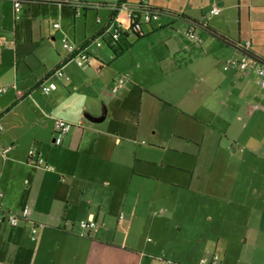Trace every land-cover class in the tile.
<instances>
[{
  "label": "crops",
  "instance_id": "1",
  "mask_svg": "<svg viewBox=\"0 0 264 264\" xmlns=\"http://www.w3.org/2000/svg\"><path fill=\"white\" fill-rule=\"evenodd\" d=\"M140 1L116 0L121 6ZM191 1V6H183L182 0H149L153 8L169 10H162L160 18L144 26L145 35L151 33L153 43L163 47L155 48L158 58L153 62H166V69L158 68L153 81L136 73L137 58L126 45L131 33L122 37L127 48L118 56L105 43L92 42L88 50L95 59L90 65L67 60L63 45L66 53H59L55 64L45 65L41 73L29 64L11 68L0 60V204L5 212L29 210L27 219L16 225L0 221V264H200L201 260L211 264L214 255L219 264H264V191L254 186L258 169L264 170V145L240 152L241 143L219 125L233 95L256 98L255 81L264 90L256 68H225L229 60L243 57L236 44H246L264 61V34L254 18V10L263 9L264 0H215L226 9L237 7L234 35L226 17H220L222 7L209 5L210 0ZM213 6L220 9L219 14L209 15ZM62 8L72 9L76 29L81 14L76 15L72 7ZM177 12L184 19L179 25L209 26L210 30L202 27V41L195 33V38L190 36V28L186 35L195 43L188 40L186 49L177 47V32L171 26ZM126 13L116 12L124 30L129 28ZM110 14L108 10L105 24ZM98 23L95 34L105 25L100 18ZM55 24L59 23L54 28H61ZM86 36L64 35L61 41L67 37L77 46L90 38ZM112 45L118 49L116 43ZM56 68L63 71L62 76L55 73ZM122 72L125 83L114 91ZM9 74V81L1 80ZM52 82L56 89L44 94L41 85ZM215 90L220 95L211 97ZM20 94L25 96L16 101ZM256 117L252 110L243 130L248 136L264 138V127H258ZM59 119L72 127L61 144H55ZM223 142L240 165L219 155L225 151ZM6 146L12 148L4 156ZM30 150L35 157L29 156ZM159 183L169 185L168 190L160 191ZM145 186L154 190L145 193ZM249 192L262 193V202L248 201ZM176 196L186 199L187 206H179ZM161 200L173 212L166 220L164 216L156 220L154 244L142 242V237L130 238L127 228L139 215V207H148L152 201L161 204ZM194 210L202 215H191ZM175 211L194 219L177 226ZM90 218L97 221V228L79 226ZM182 229L195 241L184 240L178 233ZM208 254L212 255L200 258Z\"/></svg>",
  "mask_w": 264,
  "mask_h": 264
},
{
  "label": "rangeland",
  "instance_id": "2",
  "mask_svg": "<svg viewBox=\"0 0 264 264\" xmlns=\"http://www.w3.org/2000/svg\"><path fill=\"white\" fill-rule=\"evenodd\" d=\"M194 1L197 2L202 0H194ZM90 2L95 4H92L91 6L92 8L86 10V12L82 11L81 15L77 17L76 29H75L72 18V9L62 8L61 6L54 3L42 2V3H33L30 5H24L22 7L21 12L15 13L12 1L0 0V60L4 62H8L11 68H13V65L16 66V64H18L19 68L21 69V68H25V65L29 64L32 66L35 72L38 73H41L44 70L45 65H51V64L54 65L56 56L59 53L61 54L66 53V50L62 47V41H61V38L64 35H68L71 37L76 35L77 39H81L85 35H87L86 37H91L92 35H95V32L99 28L98 19L100 18L102 20V24H101L102 26L107 21L106 19L108 16V10H110L111 8L108 6V4L114 7V5L121 3V1L117 3L116 0H90ZM193 3H194L193 1L189 2V0H182L183 6H191ZM213 3H215L219 8L221 7L223 8L222 9L223 12L220 17L224 15L228 20V25L232 31V34L234 35L235 33H237L238 32L237 7L226 9L225 7L217 4L218 2H216L215 0H210L209 5ZM162 10L163 12L169 11L168 9L165 8H163ZM162 10L160 16L163 15ZM181 12H183V10ZM123 13L125 14V10L121 11V14ZM165 14L167 13H164V15ZM180 14L181 13L178 12L174 13L173 16L175 17V21L171 23V26L174 28L173 31L177 32V38H176L177 47L186 49L190 45L189 44L190 42L195 43L192 39L187 37L186 35L187 30L192 28L194 33L197 36H199L202 41L203 28L200 26H193V25L188 27V25L185 23H181L179 25V23L182 20H184L182 19L183 16H181ZM243 14L245 17L247 16V9L243 10ZM254 18L257 20L256 27L258 28V31L264 34V8L263 9L256 8L254 10ZM55 22L59 23L61 25V28H54L53 24ZM168 30L171 29L168 28ZM131 36L133 37H130L129 40H126V45L130 46L129 50L130 51L132 50V54L135 55L137 58V63L135 64L136 73L139 74L141 78H144L145 80L148 81H153L157 79L156 75L158 68L166 69L165 68L166 62L162 61V62H157L156 64L153 62L154 58H158V54L155 48L156 47L163 48V47L158 45L157 43L155 44L153 43V40L155 39H152V37H150L151 33L146 34L141 38H137L135 35H131ZM166 43H168L167 39H166ZM163 44H165V40H163ZM222 44L224 47L231 48V46H228L227 44L224 43ZM184 54H186V52H183L182 55ZM220 56H222V54ZM227 57L226 59H228ZM198 58L201 59L202 54H199ZM177 60L180 62L179 57H177ZM121 61L125 64V59H122ZM213 62L216 63V60ZM211 64H212V60L210 62V68L212 69ZM222 68H223V62H222ZM105 70H109V69H105ZM122 73L124 74L121 75H126L125 72ZM11 76L12 74H9L7 77L2 78L1 80L9 81L11 79ZM64 77L67 78V76ZM55 80L58 82L61 81V78L55 77ZM158 84L159 83L156 82L155 86H157ZM255 84L256 86L254 88V92L257 95L256 98H254V96H248V98L245 100V97L242 94L239 95L237 93L233 95L231 100L227 103L226 109L222 110L221 112L222 114L221 118L223 117L225 120H221L219 122V125L222 126L223 128L228 129L229 138L234 139L235 141H237L238 144L241 143L240 152H244L247 149L254 150L264 145L263 137H261L260 135L248 136L247 135L248 131L243 130L244 123L250 122V112L252 110H255V114L257 115L255 119V123L258 125V127L260 126L264 127V90L260 88V86L256 83V81ZM210 95H212L211 97H218L220 94H218V92H216L215 90ZM253 126L254 125H252V127ZM236 127H239L241 130L237 131ZM260 129L261 128L256 130V132H258ZM248 137L252 138L251 142ZM223 146L225 148V151L220 150L219 155L223 157L224 160L228 161L229 159L232 158L231 153L228 155V152H232V151L226 150L227 148L226 142H223ZM232 154H234V158L232 159H236L235 152ZM236 161L238 162V165L241 164V162L238 159H236ZM245 170L246 167L244 166L243 174L246 175ZM181 174L187 176L185 173H181ZM256 178L258 179L254 182V186H258L261 192H263L264 191L263 169L261 168L258 169ZM224 183L225 181L223 182V184ZM146 184L152 185L154 184V181H147ZM159 185H160V191L164 189L168 190L169 188V185H165L163 183L162 184L159 183ZM176 188L171 187V189L176 192L177 190H180L179 188L177 189ZM152 190H154L153 187L149 189L147 186H145L144 192L150 193L152 192ZM250 194L251 192H249L246 195L248 201L252 200L251 202L253 204H257L259 202L256 201V199H258L260 202H262L263 200L262 193H260L258 196H253ZM176 197L177 199L175 201L178 202L179 206H183V207L187 206L188 202L186 199H183L181 196H176ZM166 205H165V200H161V204L154 203L152 201L151 205L148 207L145 206V204H142L139 207V215H137L134 218L130 227L127 228L128 231L130 228V238H134V236L136 238L142 237L143 239H140L142 240V242L144 241L147 244H154V239H153L154 235L152 234V232L153 229L155 228L154 224L156 220L160 216H164L165 217L164 220H166L167 217H170L171 212H173L172 208L170 209L168 207V203ZM148 208H152L153 212L147 211L146 209ZM167 208H169L170 210H168ZM180 211H175L176 212L175 217H178V219L175 221V224L177 226H186L194 218H186V216L183 215L182 212ZM190 214L194 216L196 215V218L202 215V214L198 215L197 210H194ZM231 218L232 217H230V219ZM157 222H159V219L157 220ZM125 232H127L126 228L124 230V233ZM178 233L182 235L183 239L186 241H192V242L195 241L193 238H191L190 232H187L184 229H182ZM212 254L201 256L200 258L210 257Z\"/></svg>",
  "mask_w": 264,
  "mask_h": 264
},
{
  "label": "built area",
  "instance_id": "3",
  "mask_svg": "<svg viewBox=\"0 0 264 264\" xmlns=\"http://www.w3.org/2000/svg\"><path fill=\"white\" fill-rule=\"evenodd\" d=\"M16 12H19L21 7L25 4H33V3H42V2H49V3H54L59 6H68L74 8L75 12L77 15L80 13V9L84 7L91 6L88 2V0H11ZM115 12L123 11L125 10L127 12L128 18H133L137 20V28H141V23H151L153 21H156L161 14V10L157 8H153L149 4V0H141L138 4L129 6V5H122L118 4L115 7L111 8ZM209 15H217L220 12V9L216 6H213L210 11ZM118 27H122V24L118 23L116 21L115 23ZM55 27H59V24H55ZM192 32V33H191ZM189 32L190 36L195 38L194 32L191 31ZM117 37L118 35H115ZM63 47L67 50L69 54L74 53L77 51L78 47L70 42L67 38H63ZM101 42H98V45H100ZM239 48L242 50L249 49V46L246 44H238ZM244 52V53H243ZM243 57L239 60L237 59H231L227 62L225 68L226 69H240L242 71H247L250 70L251 68H256V72L259 75V84L261 87L264 88V61H259L258 59L254 58L253 56H249L246 54L245 51H243ZM76 61L79 66H85L89 65L92 63L93 59L85 52L82 50H79L77 52ZM57 75L62 76L63 71L61 69H57L55 72ZM125 83V77H120L115 85L113 86V90L117 91L121 87H123ZM56 84L55 83H49V84H42L41 89L44 94H49L53 90L56 89ZM72 124L68 121L59 119L56 121L55 125V139L54 142L55 144H61L62 142V137L71 129ZM12 146H6L2 150V154L6 156L9 151L11 150ZM29 156L30 157H35V152L34 150L29 151ZM37 162H41L40 159H36ZM47 169H51L50 166H45ZM29 215V210L24 209L21 214H15L12 212H5V210L2 208L0 204V221L7 219L12 225H16L20 219H27ZM79 226L85 230H91L97 228V221L93 218H90L88 220L81 221L79 223ZM33 232H36V228H34ZM206 260H201L200 264H205ZM211 264H219V257L217 255H214L210 261ZM166 264H172L170 262H167Z\"/></svg>",
  "mask_w": 264,
  "mask_h": 264
},
{
  "label": "trees",
  "instance_id": "4",
  "mask_svg": "<svg viewBox=\"0 0 264 264\" xmlns=\"http://www.w3.org/2000/svg\"><path fill=\"white\" fill-rule=\"evenodd\" d=\"M120 1H122V0H120ZM89 8H92V7L90 6V7L81 8L79 14H81L82 11H84L85 9H89ZM110 11H111V14H110V18H109L108 22L97 32V34L91 36L82 45H77L78 49H77L76 52L71 53V54L68 53L69 55L67 56V60H70V59L72 60L73 58H75V60H76V57L75 56L77 55V52L79 50L85 51L94 60L95 57H93V55L88 50V47L90 46V44L92 42H96V43L101 42L100 45H102V43H105L107 45V47L113 49L114 56H118L120 50L121 51H124L127 48V47L124 46V44L122 42V37H124L126 34L129 35V33H131L132 35H135L137 38H141V37L145 36L144 26L145 25H150L151 23H141V28L139 29L136 26L137 20H135L133 18H130V20H129V28L126 29V30H124L123 27H118L115 24L116 23V12L114 10H112L111 8H110ZM74 12H75V10H74ZM75 14H76V12H75ZM201 27H203L204 29L210 30L209 29V26H207V25H201ZM114 34L115 35H118V36L115 37ZM64 38H67V37H64ZM67 39L69 40V38H67ZM70 42H72V41H70ZM72 43H74V42H72ZM113 43H116L118 45V49H114V47L112 45ZM62 45H63V42H62ZM236 48L239 51H241V52L245 51L247 55L253 56L254 58H256L259 61H262L263 62V60L260 59L259 57L255 56L250 49H248V50H246V49L242 50L241 48H239L238 44H236ZM120 77H125V76L124 75H121ZM24 96H25V94L24 95L23 94H20L18 96V98H17L16 101H19Z\"/></svg>",
  "mask_w": 264,
  "mask_h": 264
}]
</instances>
